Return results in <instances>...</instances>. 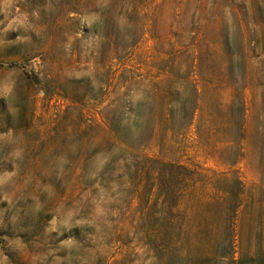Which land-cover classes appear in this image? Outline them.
I'll list each match as a JSON object with an SVG mask.
<instances>
[{
    "label": "rangeland",
    "instance_id": "1",
    "mask_svg": "<svg viewBox=\"0 0 264 264\" xmlns=\"http://www.w3.org/2000/svg\"><path fill=\"white\" fill-rule=\"evenodd\" d=\"M0 264H264V0H0Z\"/></svg>",
    "mask_w": 264,
    "mask_h": 264
}]
</instances>
